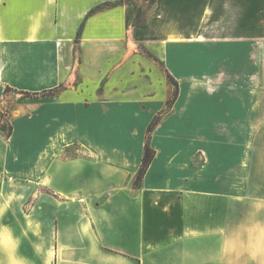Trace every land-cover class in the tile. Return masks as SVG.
I'll use <instances>...</instances> for the list:
<instances>
[{"label": "crops", "instance_id": "0c3cea01", "mask_svg": "<svg viewBox=\"0 0 264 264\" xmlns=\"http://www.w3.org/2000/svg\"><path fill=\"white\" fill-rule=\"evenodd\" d=\"M187 1L145 70L129 0H0V264H264V0Z\"/></svg>", "mask_w": 264, "mask_h": 264}, {"label": "rangeland", "instance_id": "374dc122", "mask_svg": "<svg viewBox=\"0 0 264 264\" xmlns=\"http://www.w3.org/2000/svg\"><path fill=\"white\" fill-rule=\"evenodd\" d=\"M136 4V17L134 19V25L137 27L139 33V41H138V49L140 54L142 55V58H140L141 61V67L146 70V66H150V62L152 61L150 57L146 54L148 50H146V45L148 43V33L147 28L148 25L151 24L152 29L154 28L156 31L154 33L156 34L158 30L162 29V23H159V20H162L163 15L169 11L172 10L174 13H178V0H129ZM197 2H200L197 0ZM167 3V4H166ZM187 5L190 6V0L187 1ZM157 15H160V18L157 19V22L153 24V18H156ZM159 23V24H158ZM157 36L154 39V43L157 44ZM152 42V41H151ZM149 54V53H148ZM152 63V62H151ZM159 64V65H158ZM156 67L161 68L160 63L155 64ZM157 77V74H155ZM154 77V78H156ZM82 156L84 155V150L77 144L72 145L69 149H67L66 152L62 155L65 157H72L76 155Z\"/></svg>", "mask_w": 264, "mask_h": 264}, {"label": "trees", "instance_id": "16d2710c", "mask_svg": "<svg viewBox=\"0 0 264 264\" xmlns=\"http://www.w3.org/2000/svg\"><path fill=\"white\" fill-rule=\"evenodd\" d=\"M169 81L175 86V88L177 87V83L168 75ZM177 96V91L175 89L174 93H173V97L170 101H168V104L171 103L172 100H174ZM158 118H154L150 125L148 126V133L152 131L153 126L157 123ZM67 151V149H66ZM154 157V150L149 146V144L146 142L144 145V151H143V156L141 159V165L140 168L136 174L135 180H134V186H139L142 178L150 164V162L152 161Z\"/></svg>", "mask_w": 264, "mask_h": 264}]
</instances>
